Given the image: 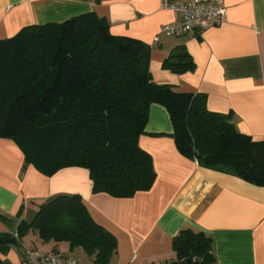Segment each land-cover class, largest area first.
I'll use <instances>...</instances> for the list:
<instances>
[{
    "label": "trees",
    "instance_id": "1",
    "mask_svg": "<svg viewBox=\"0 0 264 264\" xmlns=\"http://www.w3.org/2000/svg\"><path fill=\"white\" fill-rule=\"evenodd\" d=\"M152 47L113 35L108 20L95 13L26 27L0 41V139L22 150L23 172L32 165L53 176L80 167L90 173L93 194L132 198L149 191L157 173L140 137L151 106L158 104L170 115L180 154L202 168L264 187V141L239 132L232 114L210 112L205 94L157 84L150 71ZM163 68L181 75L196 64L178 46ZM22 212L23 207L18 218ZM0 221L12 219L0 214ZM30 232L43 243L82 249L93 264H110L118 248L115 236L94 221L77 194L39 205L30 220L20 221L18 237L3 244H15ZM172 250L169 264H216L212 238L191 228L173 238Z\"/></svg>",
    "mask_w": 264,
    "mask_h": 264
},
{
    "label": "crops",
    "instance_id": "2",
    "mask_svg": "<svg viewBox=\"0 0 264 264\" xmlns=\"http://www.w3.org/2000/svg\"><path fill=\"white\" fill-rule=\"evenodd\" d=\"M182 1V0H177ZM214 1V0H210ZM224 22L201 36L163 38L152 47L160 28L176 17L162 0H0V41L30 26L62 24L88 13L106 18L115 36L141 40L152 47L150 71L157 84L177 91L205 94L210 112L232 114L236 129L264 141V0H223ZM184 46L196 64L193 72L163 68L171 51ZM174 127L161 105L150 108L140 146L154 163L157 179L147 192L132 198L93 194L87 169L70 167L46 176L30 165L15 142L0 139V221L2 264H21L30 249L74 256L93 264L82 249L43 243L35 232L16 239L22 219L61 194H77L96 223L117 240L110 264H169L173 238L185 228L209 235L216 264H264V187L231 174L202 168L178 151ZM23 207L21 218L17 215ZM43 244L41 248L36 245ZM82 256V257H81Z\"/></svg>",
    "mask_w": 264,
    "mask_h": 264
},
{
    "label": "built area",
    "instance_id": "3",
    "mask_svg": "<svg viewBox=\"0 0 264 264\" xmlns=\"http://www.w3.org/2000/svg\"><path fill=\"white\" fill-rule=\"evenodd\" d=\"M162 8L170 11L176 19L160 28L153 39V47L163 38L201 36L204 31L220 26L227 15L223 0H162ZM21 264H81V262L74 256L30 249L25 253Z\"/></svg>",
    "mask_w": 264,
    "mask_h": 264
},
{
    "label": "rangeland",
    "instance_id": "4",
    "mask_svg": "<svg viewBox=\"0 0 264 264\" xmlns=\"http://www.w3.org/2000/svg\"><path fill=\"white\" fill-rule=\"evenodd\" d=\"M33 216H30L28 219H31ZM30 235H27V236H25V237H27L26 239H25V242L27 243V242H29V240L31 239L30 237H29ZM34 241H36V240H34ZM36 243V245L39 247V248H41L42 246H43V244H40V243H38L37 241L35 242ZM45 244H47V243H45ZM67 247V245H65L64 243H63V245H61L60 247H59V251L60 252H62V251H64V249ZM82 257V256H81Z\"/></svg>",
    "mask_w": 264,
    "mask_h": 264
}]
</instances>
